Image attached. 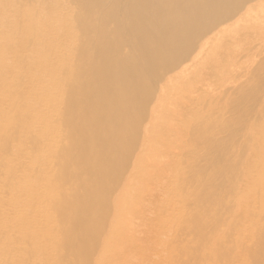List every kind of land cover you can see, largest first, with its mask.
Returning a JSON list of instances; mask_svg holds the SVG:
<instances>
[{"label": "bare ground", "instance_id": "1", "mask_svg": "<svg viewBox=\"0 0 264 264\" xmlns=\"http://www.w3.org/2000/svg\"><path fill=\"white\" fill-rule=\"evenodd\" d=\"M260 1L0 0V264H10L12 252L21 260L27 255L23 264H68L76 259L83 264L91 258L88 248L107 240L111 255L108 252L103 264L144 249L155 251L150 256L154 260L157 255V260L160 250L169 256L182 229L186 264H264V222L254 237L252 224V218L264 216V112H256L260 118L254 111V122L246 128L242 121L244 112L260 102L256 91L241 93L242 81L232 84L233 90L225 87L228 93L218 95L226 104L212 106L220 112L213 115L214 108L208 114L207 107L210 119L197 117L203 123L195 115L196 120H188L189 113L184 119L179 109L181 119L176 109H169L174 100L188 109L190 103L181 100V93L158 98L156 89L163 83L177 88L176 74L188 72L194 58L197 64L206 41L259 7ZM246 82L264 91L259 75H250ZM191 94H184L185 99ZM155 98L166 112L158 114L159 106L144 119ZM153 121L149 132L141 129ZM174 132H180V138L174 136L166 144ZM148 142H160L155 154L165 153L168 160L176 150L188 157L186 163V157L177 154L185 166L177 178L183 186L172 192L183 205L171 203L175 214L169 211L177 217L168 218L170 225L159 213L165 219H155L158 231L139 229L144 220L138 204L146 194L167 192L163 185L165 192H157L161 188L152 184L160 180L164 160L160 166L157 155L146 182L147 173L137 180L141 167L127 163L150 155ZM205 175L213 181L204 183ZM113 198L118 204L114 212ZM232 212L236 225L239 218L245 222L242 232L250 233L251 250L229 240L222 243L221 232L213 227L221 222L218 216ZM109 219L115 221L107 226ZM158 224L176 228L168 233ZM225 225L227 231L236 228L232 222ZM54 248H65L68 258L52 262L55 252L50 259L46 251ZM82 248L88 255L72 254ZM258 259L263 263H255Z\"/></svg>", "mask_w": 264, "mask_h": 264}, {"label": "rangeland", "instance_id": "2", "mask_svg": "<svg viewBox=\"0 0 264 264\" xmlns=\"http://www.w3.org/2000/svg\"><path fill=\"white\" fill-rule=\"evenodd\" d=\"M260 2L263 5L261 4V5H259V7L258 6L254 7L248 13L243 14L239 18L238 21H236L234 23L232 22L231 24H229V26L225 29L226 31H221L218 34L219 37H218V35H215L212 39L206 41L207 42L206 43L207 46L204 49L203 54L200 55L197 64L196 65L194 64L195 66L193 65V62L195 61L194 60L195 58H194L193 60L190 61L191 63H189V65H191V66L187 70L188 72H186L185 74H182V75H179L178 73L176 74V76H179V78H178V81H179L178 84L179 85L177 84V88L176 87H172V86L169 87V85H167L166 83L165 84L163 83L162 85L158 84L156 86V89L158 90V98L161 97L163 94H165V95L166 94H173L175 91H177V92H179V93H181L183 95L184 98L181 99L182 101L185 100L187 105L190 103L188 105V109L186 110L185 109V103L174 100V101H172L173 103L171 102L170 107L168 106L169 109L170 108H171V110H175L176 109L177 112H178L179 109H181V111L183 113V117H185L184 119H186L188 116H191V117H188L187 119L188 120L189 119L192 120L193 116L195 115L196 118L197 117L202 118L201 116H203V117L206 118L205 121L206 120L208 121V119H210L209 117L212 116L214 112L220 113L218 109H219V107H221V105L223 106L224 104H226L224 101L220 100L223 97H219V95H218L219 92H220V94H221V92H224V94H223V96H224L229 91L227 89L228 91L226 93L225 92L226 91L225 87L228 88V86H230V88L233 90V88L231 86L232 84L234 85L236 83V85H239V83L242 84V82H244L245 85L241 89V93L250 94L253 91H256L255 95L260 98V102L256 106L255 110H253V111L252 110H246L244 112V115L242 117L243 126L246 128V127L250 126L254 122L253 119L255 118V114H256L257 111L264 112V91L263 90H257V89L253 90V88H252L253 84L246 85V83H247L246 81H248L250 75L251 76L259 75L261 79H264V0H262ZM216 37H218V38H216ZM235 49H237L236 53H235ZM233 53H235V54H233ZM250 64H252V65L249 66ZM192 71H194V72H192ZM216 71H217L218 75H222V76L228 77L230 80L229 79L227 80V78H224V77H223L224 79L221 80V77H219V76L217 78V75H216L217 73H215ZM247 72H249L250 75L247 74ZM236 73H238V74L240 73V74L237 75ZM235 75H236V77H235ZM225 79H226L227 83H228V81L231 82V83L226 84ZM222 81L225 82L226 86H224L225 84L223 85ZM239 81H242V82H239ZM205 83L208 86H206ZM222 85L224 87H222ZM204 86H205L206 89L204 88ZM221 87L223 88V90L224 89L225 90L221 91V89H222ZM233 87H236V86L234 85ZM202 89H203V91H202ZM239 91H240V89H239ZM190 93H192L191 95H189L190 99H188L189 97H187L185 99L186 95L184 96V94H190ZM195 94H196V96H195ZM216 95H218L219 98H216L215 97ZM191 97L193 98V100L191 99ZM224 99L226 100V98H223L222 100H224ZM210 100L212 101L211 105L209 103ZM157 101H158V99L155 98V100L152 101L151 105L149 107H147L148 108V115H144V119L148 120L149 118H151V114H152L151 110L156 111V109H158L159 106L160 107H159L158 114L161 115L162 113L166 112V110L163 109V106H162L161 102H157ZM197 102H198V104H200V106L197 105ZM214 102L216 104H213ZM201 104H202V106H204L203 104L206 105L205 109H204V107H201ZM217 104H221V105H217ZM187 105H186V108H187ZM190 105H192V106H190ZM214 105L218 109L214 108L215 107ZM189 106H190V108H189ZM212 106H214V107H212ZM227 106H228V104H227ZM207 107L209 108L210 112L208 111ZM202 108H203V110H201V111L205 115H201L200 113H198V112H201L200 109H202ZM210 108H211V110H210ZM213 108H214L215 111L213 110L212 115L206 117L207 116L206 112L208 111V114L211 113ZM246 108L248 109L249 106H247ZM198 109H199V111H198ZM221 110H223V112H224V110H225L224 107L221 108L220 111ZM181 111H180V113H181ZM191 111H193L194 114H192L193 112L190 113ZM195 111H196V113H195ZM254 111H255V114L253 113ZM150 112H151V114H150ZM180 113H179V116L181 115ZM187 114H188V116L186 117L185 115H187ZM214 114H216V113H214ZM256 115L260 116V118H262V115H260V114H256ZM183 117L181 115V119ZM196 118H194L193 120H196ZM200 118L199 119L197 118V119L203 122V119H200ZM244 123H245V125H244ZM153 124H154V121L152 123H150V124L149 123H145L141 129L142 130H148V132H149L151 130V127L153 126ZM174 133H175V135L172 133V135H171L172 137L170 135H168L169 137L167 136L168 138L166 139V144L171 140L170 138L173 139L174 136L175 137L176 136L179 137L178 135L180 134V132L179 133L178 132H174ZM37 134H39V133H36V135ZM182 134L183 133L181 131L180 137L184 136ZM209 135L212 136V134H209ZM174 139H176V138H174ZM171 141H174V140H171ZM188 142L189 141H187V144H188ZM159 143L158 142H148V143H146L145 150L147 151V153H150V155L142 156L141 159L132 157L133 159L131 158V159H129L127 161L128 166L132 167V165H135V163H137V166L141 167V175L138 174V177L136 178L137 180H140V178L142 179L143 178V177H141L142 174L147 173L145 182L149 181V175L151 174V172H153L152 169L155 168V163L154 162L158 161V156L157 155H159L161 158L166 157L165 153H164V156H161L162 153L157 154V155L155 154L157 149L160 148L161 143L160 144ZM176 151L177 152H174L175 153L174 154L175 155V159H174V155L173 156L170 155L172 157L171 160H168L170 158H167V157H166V159L163 158L161 160V158L159 157V159L161 161L160 162V166H161V164H162V162L164 160V162H163L164 164H162L161 170L165 166H166V168H165V170H162L161 173H159L160 174L159 175L160 176V180L159 181L156 180L155 181L156 183L155 182L154 183L151 182V183L155 184L157 186V189H158V187L161 188L160 190L159 189L156 190L157 192L161 191V190L162 191L165 190L167 192L166 193H164L165 191L163 192L164 193L163 196L165 195V197H163L161 195L162 192L161 193H157L155 196H151L149 194H146L139 201L138 208L141 210V216H142V218L144 220L143 222H141V224L142 223L143 224L139 225V229L157 230L158 231V229L156 227L158 222L155 219H157L159 217L158 215H160L159 213H161V212H162V214L166 215L165 217H167V219H166L167 221L164 222V224L166 223L167 225H170L169 224L170 221H168V220L171 219V216H176L177 215V214L174 215L175 212L173 210H174L175 206L173 207V205L175 204L176 207H177V205H179V206L183 205V202L181 201V198L178 195H176V197H175V194L173 195V193H175V190H177V188L181 189V187L183 186V185H179L178 186V183L180 181L178 182L177 178H178V174H180V175L183 174L182 167L184 168L185 166L183 164L184 163L183 158L181 157L182 158L181 159L179 157L181 159V161H180L177 156L178 155L179 156L184 155V157H186V158H184L185 160L188 159V157L185 155L186 153L184 154L180 150H176ZM178 152L179 153H183V154H179ZM31 153L34 154V152H31ZM170 156H168V157H170ZM165 160H168V162L166 163ZM177 160L180 161L179 163H182V161H183V163H182L183 166H182V164H179V166H178L177 165L178 164ZM169 161H172V162L169 164ZM187 161L188 160H186V163H187ZM165 163L167 165H165ZM128 166H126V167L128 168ZM177 166H178V169L176 168ZM147 167H150V168H147ZM25 168H27V165L25 166ZM22 170H23V168H22ZM176 170L178 171V173L176 172ZM211 170H212V168H211ZM27 171H28V169H27ZM167 172H168V174H167ZM174 173H177V174H174ZM161 174H163V175H161ZM173 176L175 177V180L173 179L174 178ZM170 177L173 180L170 179ZM162 178L163 179L165 178V179L163 180ZM203 178H204L203 179L204 183H210V182L213 181V179L211 178L210 175L209 176L205 175ZM169 182L171 184L175 183V186L173 185L174 186L173 187L171 184L168 185ZM162 185L164 186L165 189L163 188ZM170 185L172 187H170ZM166 186H168V188H170L171 190L173 189L174 191L173 190L171 191L170 189H167ZM133 187H134V191H133V193H134L137 190V188H136L135 184L133 185ZM168 192H169V194H171V198L175 197V198H173L175 200L169 198L170 195H167ZM176 194H178V192ZM166 195L169 198L170 205H169V202H168V198L166 199ZM182 196H183V193H182ZM158 197H160V198L163 197V199L165 198L166 200L164 199L162 201L160 198H159L160 199L159 200ZM258 199L259 198H257L256 200L258 201ZM93 200L97 201V199H93ZM161 201H162V203H161ZM164 201L165 202L167 201L166 203L168 205H166V203ZM173 201H174V204H171V203H173ZM144 202H146V203L144 204ZM160 204H161L162 208H161ZM164 206L169 207V209L166 208V211L168 212V214H170V216L167 215V212L165 211V207ZM117 207H118V204L117 203L114 204V198H113L112 207H111L112 210L111 211L114 212L117 209ZM170 207H172L173 209L170 208ZM169 210L172 211L174 214H172V212H170ZM175 210H176V213H177V208ZM145 212H148L146 216H148L149 218H147V219L144 218ZM153 215H155V216H153ZM163 217H161V218H163ZM16 218L17 217L15 216L14 219H16ZM168 218H170V219H168ZM173 218H175V217H173ZM217 218L221 222L220 223L218 222V225H215L213 227H216V232H221L220 236H221V239H222V243H223L224 240H229V241L235 242L237 245H241L242 248L245 245H247L246 249L247 250H251V248H252L251 247L252 240H249L251 238V235H250L249 232H242L243 229L245 228V226H244L245 222L241 218H239L240 220H238L237 225H236V214L234 212L226 214V215H223V216H218ZM163 219H165V218H163ZM252 219H253L252 220L253 222L252 221L251 222L253 224V237H254L255 231H259L263 227L262 224H261V221L264 222V216L263 217L256 216V217H254ZM112 220L115 221L114 219H109L107 226L109 224H111ZM116 220L118 221L119 218H117ZM152 220H154V221H152ZM210 221H211V219H210ZM226 222L234 223L236 225V228L234 230H232V231H227V227L225 225ZM170 223H172V222H170ZM144 224H145V226H144ZM164 224H161V225L158 224V226H162ZM165 225L163 226L164 229H163V227L162 228L159 227V229L167 230L168 233H169V231L172 232L176 228L174 226H173L174 228L172 226L169 227V228H165ZM166 227H168V226H166ZM170 228H172V229H170ZM191 229L193 231H194V229L197 230V228H195V225H193ZM199 230L202 233H207L208 232V229L202 230V228H199ZM229 234H231V235H229ZM213 236H215V238H218V236H216V234H214ZM229 236H231V237H229ZM184 237H185V235H184L183 229H182L180 231V236L178 238H176L177 242H175L173 244V248L174 249H171V252H170L169 256L166 255L165 251L160 250L158 252L160 257L158 256L157 257L158 259L156 260V256H157L156 255L154 257V260H153V257L150 256V253L152 251L153 254L151 253V255L154 256V252L155 251L150 250V249H144V251H141V252L134 250V251H130L128 253V255L126 256V258H124V257H118L116 259H112L111 258L112 262L108 263V264H156L157 262H159L158 264H163L164 263L163 261H166V259H168V262L167 261L165 262L166 264H169V262H170V264H186L185 243L183 242ZM242 240H245V241H242ZM109 242L110 241H108V240L106 242L103 241L102 242L103 244L101 246H98V247L96 246L97 248H88L89 249V253H88V249L86 250V249L82 248V249H78V250L72 251V254L75 253V254H78V256H82V255L88 253L89 255H91V258L89 256V260L91 259L90 262H89V260L86 261V263L83 261L84 262L83 264H87V262H88V264L89 263L90 264H103L102 263L103 259L105 258V261H106V257L109 255V253L111 255V252H109L108 247H107ZM245 242H247V244H245ZM221 245H223V244H221ZM85 248H87V247H85ZM64 249L65 248H54V251L51 250V253H50V250L46 251V252H47L48 256L50 257V259H53L55 257L53 260H51L52 262H57V261H60V260L63 261L64 256L68 255L66 250H65L66 253L64 252ZM94 251L96 253H94ZM11 252L12 251H10V253ZM52 252H55L53 254L54 257L50 256V255H52ZM137 254H139V255H137ZM162 254H165V256H167V258L165 259L164 255L161 256ZM261 254H263V253H261ZM258 255H260V254H258ZM26 256L27 255H25L23 257V260H21L22 258L19 259L18 257H15L14 253L12 252L11 255L9 254V257L12 258L11 261H9V263L10 264H23L21 262H24V260L26 259ZM30 257H33V256H30ZM29 258L26 260V262H30L31 261V259H29ZM33 258H32V260H33ZM57 258H59V260ZM67 258H65L64 261ZM258 260H260V259H258ZM258 260L255 263H257V262L258 263H263V262H261V260H260V262ZM73 263L82 264L81 261H79L78 259H76L75 262H73V261H69L68 262V264H73ZM104 264H106V262ZM248 264H249V262H248Z\"/></svg>", "mask_w": 264, "mask_h": 264}]
</instances>
